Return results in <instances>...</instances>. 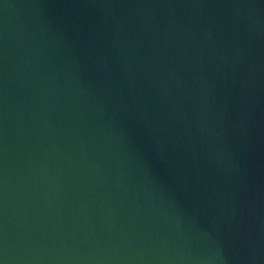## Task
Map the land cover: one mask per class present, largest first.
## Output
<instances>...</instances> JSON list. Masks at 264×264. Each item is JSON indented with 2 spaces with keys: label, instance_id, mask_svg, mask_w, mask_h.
<instances>
[{
  "label": "water",
  "instance_id": "95a60500",
  "mask_svg": "<svg viewBox=\"0 0 264 264\" xmlns=\"http://www.w3.org/2000/svg\"><path fill=\"white\" fill-rule=\"evenodd\" d=\"M0 264H264V0H0Z\"/></svg>",
  "mask_w": 264,
  "mask_h": 264
}]
</instances>
